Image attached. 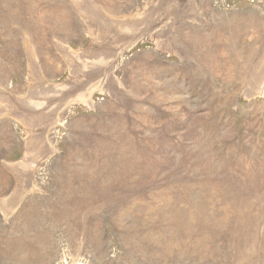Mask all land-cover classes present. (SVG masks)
<instances>
[{"label":"rangeland","instance_id":"rangeland-1","mask_svg":"<svg viewBox=\"0 0 264 264\" xmlns=\"http://www.w3.org/2000/svg\"><path fill=\"white\" fill-rule=\"evenodd\" d=\"M0 264H264V0H0Z\"/></svg>","mask_w":264,"mask_h":264}]
</instances>
